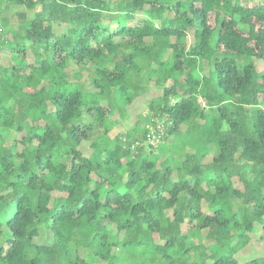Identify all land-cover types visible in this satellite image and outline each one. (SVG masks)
<instances>
[{
	"label": "trees",
	"instance_id": "16d2710c",
	"mask_svg": "<svg viewBox=\"0 0 264 264\" xmlns=\"http://www.w3.org/2000/svg\"><path fill=\"white\" fill-rule=\"evenodd\" d=\"M0 26V264H264V0H0Z\"/></svg>",
	"mask_w": 264,
	"mask_h": 264
},
{
	"label": "rangeland",
	"instance_id": "374dc122",
	"mask_svg": "<svg viewBox=\"0 0 264 264\" xmlns=\"http://www.w3.org/2000/svg\"><path fill=\"white\" fill-rule=\"evenodd\" d=\"M14 9L9 8V10L5 11V14L9 16H11V12H13ZM12 24H14V20L11 21ZM192 40L189 39V43H191ZM255 64H256V68L258 71L262 70V65L260 63V61H256L254 60ZM160 95V91H158L157 89L154 88V86L150 87V92L148 95L139 98L137 100H135L131 106L128 107V118H126V120H124L123 122L119 123L117 126H115L111 132L110 135L111 136H115L117 134L123 135L125 134L128 130H131L132 127L134 126V123L137 121V119H139L140 116L145 115V110H146V102L148 100H150L153 97H157ZM262 98V96H261ZM202 107H203V103H202ZM148 125H146L145 128H147ZM156 143H154L155 145ZM206 162L210 161V157H208L206 160ZM234 184L236 187L241 188V184L238 183L236 180H234ZM185 228V226L183 227ZM185 230V229H184ZM38 242H41V238L38 239ZM250 247H247L242 251L243 254L248 253L247 256H249L247 259H249L250 257H259L262 256V243L261 241L259 242V239L257 238H252L251 242L248 244ZM249 248H251L249 250ZM242 254V255H243ZM246 256V257H247ZM246 257L242 256L241 258H239V260L244 263L246 261Z\"/></svg>",
	"mask_w": 264,
	"mask_h": 264
},
{
	"label": "built area",
	"instance_id": "2783aa9c",
	"mask_svg": "<svg viewBox=\"0 0 264 264\" xmlns=\"http://www.w3.org/2000/svg\"><path fill=\"white\" fill-rule=\"evenodd\" d=\"M0 35H1V26H0ZM162 126L161 125H157L156 127H149V132L146 135V143L154 145V143H157L159 137L158 135L162 134ZM136 145H139L138 143H135L134 145L131 146V149H134V147Z\"/></svg>",
	"mask_w": 264,
	"mask_h": 264
}]
</instances>
